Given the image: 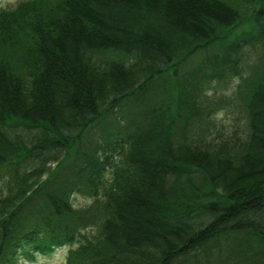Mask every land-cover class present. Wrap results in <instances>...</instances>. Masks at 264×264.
<instances>
[{"label": "trees", "instance_id": "obj_1", "mask_svg": "<svg viewBox=\"0 0 264 264\" xmlns=\"http://www.w3.org/2000/svg\"><path fill=\"white\" fill-rule=\"evenodd\" d=\"M66 245L64 264H264V0L0 7V264Z\"/></svg>", "mask_w": 264, "mask_h": 264}, {"label": "rangeland", "instance_id": "obj_2", "mask_svg": "<svg viewBox=\"0 0 264 264\" xmlns=\"http://www.w3.org/2000/svg\"><path fill=\"white\" fill-rule=\"evenodd\" d=\"M18 0H16V3ZM15 3L12 0H0V7H8L14 5ZM237 83V82H236ZM235 83V85H236ZM241 107L237 105H230L227 107L226 111L217 113L218 125L222 132L227 133L230 130H233V121L238 118L237 124H242V119L240 112ZM37 179L31 180L29 183L33 185L36 183ZM30 184H28L30 186ZM27 187V186H26ZM71 198L72 203L75 207L86 205L89 201L85 196L73 195ZM64 249H53L51 254H37L33 257L30 262L22 261V264H63L65 257L66 246H62ZM61 248V247H60Z\"/></svg>", "mask_w": 264, "mask_h": 264}, {"label": "clouds", "instance_id": "obj_3", "mask_svg": "<svg viewBox=\"0 0 264 264\" xmlns=\"http://www.w3.org/2000/svg\"><path fill=\"white\" fill-rule=\"evenodd\" d=\"M13 3H16V0H12Z\"/></svg>", "mask_w": 264, "mask_h": 264}]
</instances>
